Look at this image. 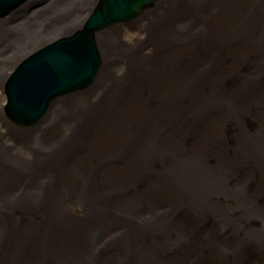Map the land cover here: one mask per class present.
Returning a JSON list of instances; mask_svg holds the SVG:
<instances>
[{"label": "rangeland", "instance_id": "rangeland-1", "mask_svg": "<svg viewBox=\"0 0 264 264\" xmlns=\"http://www.w3.org/2000/svg\"><path fill=\"white\" fill-rule=\"evenodd\" d=\"M44 4L45 2L41 6ZM224 4L223 0H184L180 5H174L172 2L165 4L161 1L149 7V11L143 13L141 18L131 25H116L120 37L129 36L132 38L133 35L134 39H137L131 43L125 38L126 45L119 44V55L123 59L127 58L126 65L129 69L124 68V71H120V85L127 97H131L135 93L133 100L137 102L148 101L151 110L140 108L144 115L150 117L147 120V127L150 128L149 120L152 121V117L157 119L165 113L173 111L175 102L184 105L187 109H184L186 115L181 116L179 123L175 124L172 120L170 121L171 126H169L170 124L167 122L168 127H166L164 134L159 140L157 138L156 147H164V153H159L162 161L160 166L156 162L149 163V161L141 162L136 168L132 166L131 156L138 151L136 147L141 142L134 136L135 141L131 143L133 147L130 149L131 155L125 151L121 157L109 159L116 161L122 171L116 172V164L103 159L100 162V168L107 170V172L102 173L100 169L94 172V176H99L98 181L105 180L103 183H98L99 190L102 191L100 202H97L93 197L88 198L82 193L85 185L83 181L74 185V188L71 189L73 201H76L77 198L81 200V203L86 207L84 209H88L89 213L84 214L78 207L66 206L64 197L61 196L63 190L57 185L61 180L60 170L62 167H55L53 164L56 160L55 154L49 158L43 157V148L49 147L53 143H60L66 130L72 128L71 138L82 135V143H72V146L78 150L81 146L86 150L89 149L88 143L99 142L95 138V133L91 132V127H89L92 125L91 122L83 120L81 130H76L78 133L74 135L75 130L70 125L71 111L67 110L57 119L54 118L42 126H35L36 131L47 134L53 143L42 145V149L34 147L33 152L22 149L26 147L25 139H21V136L17 137L21 149L11 151L15 156L11 158V162L14 160V163H10L12 165L11 170L17 172L20 178L28 182L29 187L24 196L16 193L18 192L17 187L8 188L4 186L1 188L3 201H0V209L3 210V213H0V221L5 225L2 228L17 239V241L15 240L16 245H18L16 252H20H12L11 255H5L6 251L1 252L0 255L4 264H41L43 256H45L44 264H56L67 257L78 261L80 264H118V262L119 264H154V260L157 264H171L173 261H178L182 255L193 254L191 247L197 246L203 240L209 239L210 245H214L211 231L217 224L218 228L221 229L219 236H224L226 241H232L231 228H233L234 223L229 225L228 221L232 222L226 220L225 215L220 216V221L217 222L215 213L208 212L206 206H193L186 201L171 204V198H166V194L161 193L160 190L157 191L158 182L165 176H161V173L162 167L168 161L167 153L176 156L171 159V162L184 157L180 156V153L194 151L197 142L201 140L203 133H206L205 120L195 123L191 118V113L194 110L191 94L183 100L182 93H178L188 84L196 83L194 93L198 89L209 90V88H214L215 91L213 92L219 94L217 98L215 97L216 110L213 116H231L232 121L228 126V134H230L231 139L228 147L233 148L235 153L242 157L239 158L240 160L247 159L244 155L245 146L251 149L264 141V136L256 133L257 127L264 124V102L262 99L264 84L259 79H255L256 75H251L256 72H262L264 75V68L254 59L249 63L250 76L239 79L240 77L237 75L241 74L239 71L244 69L231 63L232 56L227 58L229 46L237 51L238 43L224 39L221 44V37L215 36L217 31L221 30L220 24L210 23L211 27L206 25L211 20L207 17H213L215 20L219 18L216 22L221 23V18L226 12ZM255 4H258V1L250 3L245 1L240 6L241 12L236 20H241L244 14L255 11L252 16L247 17V20L240 24V28H234L232 31L240 43L246 41L256 43L257 38L260 37L259 31L254 25L256 21L254 16L259 9ZM41 6L37 8L48 11L53 8V3ZM168 8H170L169 13L166 12ZM71 15L76 16L73 12ZM145 20L150 21L148 26H144ZM141 21L142 26L139 25ZM43 24L42 28H47L44 31L53 28L51 27V20ZM202 29L204 30L203 33ZM225 30L227 31L226 27ZM11 32L12 34L16 33ZM0 35L3 37L2 34ZM55 35L56 33L52 36ZM118 40L121 41V39ZM109 42L114 44L112 40ZM166 42L169 43L167 47L164 45ZM6 44L7 41L0 42V47ZM167 48H169L168 51ZM187 52L190 54L188 55ZM167 53L171 54L173 58L168 59ZM185 53L187 55H183ZM210 53L216 57L215 61H207V56ZM175 54H178L177 58H174ZM128 59L134 60V68H130L128 65ZM133 70L134 72H132ZM227 71L228 73H225ZM142 73L150 74L152 78L146 80L142 77ZM174 74L181 75V78L177 77L176 83L173 80L170 82ZM141 81L145 83L144 88L137 86V83ZM154 81L159 90L151 86V83L154 85ZM159 86L162 89L164 86L167 89L177 86L178 92L169 90L171 98L167 99L161 93ZM98 91L100 90L93 92L89 98L71 102L69 107L76 104L82 110L89 108L90 111L93 110L92 112H102L106 115L108 110L112 108L110 104L113 100L103 98V103L99 104L98 102L106 91L101 95ZM191 92L194 95L193 90ZM233 93L238 94L235 97L236 100L229 98ZM0 97V102L4 106V114L7 115L5 111L6 95ZM196 100L202 104L207 102L206 99H199L197 93ZM220 101H225V103H220ZM140 104L142 103L138 104L139 107H141ZM117 106L119 109L124 107L126 110H130L129 105L118 104ZM139 113L137 111L129 117L132 120L135 116L142 119V115ZM207 118L205 117V119ZM11 122L15 123L13 120ZM196 126H202V128ZM122 133L119 132L114 135L118 141L128 135L127 132L124 137ZM148 133L149 131H147ZM165 136H169L173 140L165 141ZM34 144L31 143V146ZM128 145L123 148L128 149ZM174 149L180 150V152H176ZM187 159L196 161L195 169L200 167L201 170L207 171L206 162L194 155L188 156ZM125 166L129 173L124 170ZM140 166L145 167V172L138 171ZM158 171L161 172L157 173ZM113 173H117V177L113 176ZM247 175V171L237 173L239 178H244ZM242 183L244 184L242 188H244L246 182ZM222 184L224 183L218 182L216 187ZM175 196L177 197V195ZM246 197L248 200L252 199L257 204V208H264V183L258 185L255 190L246 193ZM43 199L51 202L54 206L53 210L48 208L44 210L45 207L40 205V201ZM17 203L21 205L13 207ZM217 211L216 208L215 212ZM38 213L41 217L37 215ZM54 213L57 221H52L49 217ZM261 213L263 214V211ZM6 217L8 218L7 221ZM256 221L257 218L256 220L253 218V222H250L254 228L257 227ZM53 223L68 228L69 241L67 243L61 241L57 244L53 240L40 243L37 235H40L41 230L48 224L51 226ZM31 229L34 231L29 233ZM28 233L35 234L28 239ZM70 246H72V250L67 251ZM256 246H260L261 249ZM22 248L26 250L21 252ZM27 250H31L32 257L24 258ZM64 253L68 256H59ZM230 253L231 258L223 259L220 262L203 260L193 263V261L187 260L190 259L189 257H184L183 260L188 262L187 264H223L222 261H225L226 264H264V240L256 236L251 242L241 243L239 240L231 247ZM235 258L236 262L232 263ZM150 261L151 263H149Z\"/></svg>", "mask_w": 264, "mask_h": 264}, {"label": "bare ground", "instance_id": "bare-ground-1", "mask_svg": "<svg viewBox=\"0 0 264 264\" xmlns=\"http://www.w3.org/2000/svg\"><path fill=\"white\" fill-rule=\"evenodd\" d=\"M40 1L42 0H30V2L24 4L23 6L18 5L16 12L8 14L5 18H1V16L6 13V10L0 9V34L3 35V37L0 35V42L7 41L5 46L0 47V96L3 97V95H6V98L11 97L13 104L17 105V109L14 108L17 113H20L19 109L25 110L26 108L28 112L30 109L34 110L38 108L41 102H44V100L49 96L48 90H44L47 82L55 79L58 81L73 79L74 74L81 72L78 70L81 69L83 62L74 61L68 65V63L75 57H78L75 55L76 47L73 45L68 46L64 50L70 52L72 56L67 59V63H65L62 67L56 66V63L54 62L49 67L44 69L40 67L37 71L28 74L27 78L35 79L32 81V85L34 86H31L28 90L24 87H21L19 90L15 89V83L12 82V78L14 76L13 73L25 60L27 61L29 57L40 52L49 44L55 41H62L63 39H70L72 37H74L73 39H77L81 33L85 31L87 25L88 27L91 25H97L91 24L90 22L97 12L96 9L105 0H74L73 2L72 0L68 2L66 0H47V3H53L52 9L47 11L46 9L37 8L30 11V7L37 5ZM124 1H128L131 4L130 6L134 7L135 10L142 11L139 13L140 16L138 15L139 17L137 19L135 18V14H132L130 18L126 15L129 19H135V21H137L141 18L143 13H147L149 11L146 7L142 8V5L138 0ZM142 1L145 2L146 0ZM161 1L165 4H170L172 2L174 5H180L184 2V0H160L159 2ZM223 1L225 3L226 12H224V16L221 18V23L216 22L219 18L215 20L213 17H207L211 20L206 25L211 27L210 23H213L214 25L220 24L221 30L217 31L215 36L221 37V44L224 42V39H229L231 42L236 41L238 43L239 46L237 51L229 46L230 50L227 58L232 56L233 58H231V63L238 65L241 69H244L239 71V69L236 68V70L241 73L237 75L240 77L239 79L248 78L251 74L249 70V63L254 59L264 68V0ZM245 1L247 3L258 1V4H255L256 7H259V9L257 10V14L254 16L256 18L254 25L259 31L260 37L257 38L256 43H254V41L240 43L236 40L234 34H232L234 28H240V24L247 20V17L252 16V13L255 12H248L242 16L241 20H236L241 12L240 6H242L241 4ZM169 10L170 8H168L166 12L169 13ZM72 12L76 14L75 17L71 15ZM225 13L227 14L225 15ZM49 20L52 21L51 27L53 28L44 31L47 28H42L44 25L43 23ZM133 22L129 21L128 23H124V25H131ZM148 23H150V21L145 20L144 26H148ZM113 24L114 23H102L97 25L93 33L90 32L93 38V45L96 46V49L99 51L102 59L101 69L93 78L91 86L82 92L72 93L67 96L56 98L51 103V107L45 117L38 124V126H42L54 118L57 119L65 111L70 110V125L75 130L74 135H77L78 133L76 130H81V122L83 120H88L92 124L89 126L91 127V132L95 133V138L99 140L98 143H88L89 149L86 150L81 146L78 150L72 146V143H82V135H78L76 138H71L73 129L68 128L63 138L60 140V143L55 144L52 139L48 138L47 134H43L38 130L36 131L35 126L22 128L21 125H18L16 122L13 124L11 122L13 119L11 118L10 120V115L4 114V106L0 102V201L3 196V190H1V188L4 186H7L8 188L17 187L18 192L16 193L20 196L27 194L25 192L29 187L28 182L20 178L17 172L12 171V165H10V163H14V160L11 162V158L15 157L11 151L21 149V144L18 143L19 141L17 139V137L20 136L21 139H25L26 147L22 149H27L28 152H33L35 150L34 147L42 149V145L53 143L49 147L43 148V157L49 158L52 154H55L56 160L53 164L55 167H62L60 170L61 180L57 183V185L63 190L61 196L64 197L66 206H70L72 208L78 207L84 214L89 213V210L84 209L86 207L81 203V200H78V198L76 201H73L71 189L74 188V185L77 182L83 181L85 185L82 193L86 197H93L97 200V202H100L102 191L99 190L98 183H103L105 180L98 181L99 176H94V172L99 169L102 173L107 172V170L100 168V162L103 159L115 163L117 166L116 172L122 171V168L118 165V163H116V161H111L109 159L119 158L125 154V151L129 152L131 155L130 149L133 147L131 143L135 141V138L140 139L141 142L136 147L138 151L134 152L131 156V164L134 168H136V166L143 161L144 163L147 161H149V163L156 162L158 166L162 164L159 153H164V147H156L157 138L159 140L164 134L166 127H168L167 122L170 124V121L173 120L175 124L179 123L181 116L186 115V111L184 109L187 108L184 105H179L175 102L174 107L176 110L173 109V111L165 113L162 117L158 116L159 118L157 119L152 117V121L149 120L150 128L147 127V120L150 119V117L144 115L143 110L150 109L148 101L137 102L133 100V95L135 96V93H133L131 97H127V94L124 95L120 85V71H124V68L127 70L129 69L126 65L127 58L123 59V57L119 55V44L126 45L125 38H127L131 43H133L135 39L133 35L132 38H129V36L120 37L118 32L119 29H117L115 24ZM139 25H143L142 21ZM225 27L227 28V31L225 30ZM11 31L16 33L12 34ZM203 32L204 30L202 29V33ZM54 33H56V35L53 37L52 35H54ZM118 39H121V41ZM111 40L114 42L113 45L109 42ZM86 42L88 43V40H86ZM82 44H85V42ZM168 44L169 43L166 42L164 44L165 47H167ZM168 50L169 48H167V51ZM187 53L188 55L190 54L189 52ZM60 55L58 58H60ZM183 55L187 54L185 53ZM177 57L178 54H175L174 58ZM167 58H173V56L168 54ZM94 60L95 65L100 64L98 59L94 58ZM215 60L216 57L213 56L212 53L207 56L208 62ZM128 65L130 68H134V60L128 59ZM95 67L96 66H94V68ZM226 68L229 69L228 67ZM132 72H134V70ZM19 73L20 72H17L15 76ZM225 73H228V71ZM262 74V72H256L251 75H256L255 79H259V81L264 84V75ZM142 77L149 80L152 78V75L142 73ZM177 77L181 78V75L177 76L174 74L170 79V82L173 80L176 83L178 81ZM155 84L156 83L154 81V85L151 83V86L154 89L159 90ZM244 84L247 85V83ZM137 86H143L144 88V81L138 82ZM160 87L161 86H159V88ZM195 88L196 83L184 86L179 92L177 86L168 89L165 86L163 89L161 87V93L167 99L171 98L169 90L176 93H182L183 100L191 94V97L193 98L192 102L194 104V110L191 113V118H193L195 123H200L205 120L206 133H203L200 138L201 140L197 142L195 146L196 149H194V151L180 153V156L184 157L177 158L171 162V159L176 156L167 153L168 161L162 167L161 173V176H165L158 182L157 191L160 190L161 193L166 194V198H171V204H175L179 201H186V203L193 206H206L208 208V212L215 213L217 222L220 221V216L222 217L225 215L226 220L228 219L232 222L230 223L228 221L229 225L234 223L233 228H231L232 241H226L224 236H219L221 229L218 228L217 224L211 231V237L214 241V245H210L209 239L203 240L199 242L197 246L191 247L193 254L189 256L182 255L178 261H173L171 264H187L188 262L183 260L184 257H189L190 259L187 260L193 261V263L203 260L208 262H220L223 259L232 257L230 253L231 247L239 240L241 243L251 242L255 236L264 240V208H257V204H255L252 199L248 200L246 197V193L255 190L258 185L264 183V141H261L258 146L251 149H249L248 146H245L244 155L248 160H240L239 158L242 157H239L233 148L228 147L230 146L228 144L231 139L229 137L230 134H228V126L232 121L231 116H213L216 110L215 97L217 98L219 94L213 92L215 91L214 88H209V90L198 89L196 92L198 98L207 100V102L202 104L196 100V93H194ZM97 90H100L98 91L100 95L106 91L101 100L98 102L99 104L103 103V98L113 100L110 104L112 108L108 110L106 115L102 112H92L93 110L90 111L89 108L82 110V108H79L76 104L69 107L71 102L89 98L93 92H96ZM191 90H193L194 95H192ZM236 96H238V94L233 93L229 96V98L231 100H236ZM262 99L264 102V96ZM139 103H142L140 104L141 107L138 106ZM220 103H225V101H220ZM118 104L129 105L130 110H126L124 107L123 109H119V106H117ZM7 105L8 99L6 106ZM140 108L144 109L142 110ZM120 111L122 112L120 113ZM137 111H139V114L142 115V119L135 116L132 120L129 116H133ZM194 111L196 113H193ZM92 113L94 115H91ZM122 113L123 115H120ZM205 117L208 118L205 119ZM91 118L92 120H89ZM76 123H78L77 125L79 127ZM169 126H171V124ZM196 127H200V129L202 128V126ZM147 131H149L148 134ZM119 132H123L122 135L124 137L127 135V132L128 135L124 139H119L118 141L114 135ZM260 134L264 136V131ZM164 140L169 142L173 139L169 136H165ZM31 143L35 144L31 146ZM126 145L129 147L125 150L123 147ZM175 151L180 152V150ZM190 155H194L196 158L206 162L207 171L201 170L200 167L195 169L194 167L196 166V161L194 159L187 160ZM96 162H99L100 164ZM124 170L128 172L126 170V166ZM141 170L143 173L145 167L140 166L138 171L141 172ZM244 171L248 172L247 176H244V178L237 177L238 172L243 173ZM160 172L161 171H158L157 173ZM112 175L117 177V173H113ZM218 182L224 184L216 187ZM242 182H246V186L244 188H242L244 186ZM12 195L15 197L14 194ZM175 195H177V197ZM15 199L17 200L18 198L16 197ZM17 205L21 204H14L13 207H16ZM40 205L45 207L44 210L47 208L53 210L54 208L51 202L47 199L41 200ZM216 208L218 210L217 212H215ZM262 211L263 214L261 213ZM0 213H3V210L0 209ZM37 215L40 216L39 213ZM49 217L52 221H57L55 213ZM253 218L255 220L257 218L256 228H254L250 223L253 222ZM5 219L6 221L8 220L7 217ZM2 226L5 227V225L0 221V253L3 251H6L5 255H11L12 252L20 253L16 252L18 245H16L17 242H15V240L17 241V239L3 229ZM33 231L34 229H31L29 233ZM68 233V228L61 227L53 223L51 226L48 224L45 228H43L40 235L38 234L37 237L40 243L43 241L47 242L48 240H53L57 244L61 243V241L67 243L69 241ZM34 234L35 233L27 235L28 239ZM19 240L21 239L19 238ZM35 241H37L36 238ZM256 247L261 249L260 246ZM24 250L26 249L22 248L21 252ZM71 250L72 246L67 248V251ZM32 255L33 253L31 250H27L24 258L32 257ZM63 255L66 254L64 253L59 256ZM44 259L45 256L42 257L41 264H44ZM234 262H236V258L232 263ZM149 263H151V261ZM222 263L226 264L225 261H222ZM0 264H4L1 255ZM56 264L80 263L67 257L66 259L58 261ZM154 264H157L156 260H154Z\"/></svg>", "mask_w": 264, "mask_h": 264}, {"label": "water", "instance_id": "water-1", "mask_svg": "<svg viewBox=\"0 0 264 264\" xmlns=\"http://www.w3.org/2000/svg\"><path fill=\"white\" fill-rule=\"evenodd\" d=\"M138 1L142 5V8H149L160 0H146L145 2L142 0ZM28 2H30V0H0V9L6 10V13L2 15L1 18H5V16H7L8 14H13L14 12H16V8L18 5L23 6ZM44 2L46 4L47 0H42L38 2L37 5L30 7V11L37 8L38 6H41ZM130 5L131 4L128 1L124 0H105L96 9L97 12L95 11V15L93 14L94 16L90 23L97 25H100L102 23H114L115 25H117L128 23L129 21L133 22L135 21V19H129L130 16L132 14H135V18L137 19L140 16L139 13H141L142 11L135 10L134 7ZM126 15L129 18H127ZM97 25H91L89 27L87 25L85 31L82 32L77 39H73L74 37H72L70 39H63L62 41H55L53 42L54 44H49L40 52L29 57L27 61L25 60L17 68V70L13 73L14 76L12 75V82H14L16 86L15 89L19 90L21 87H24L28 90L31 86H34L32 85V81L35 80L27 78L28 74L37 71L40 67L42 69L49 67L54 62L56 63V66L62 67L65 63H67V59L72 56L70 52L64 50L68 46H75V55L78 56L75 57L71 62H69L68 65L73 63L74 61L83 62V64L81 65V69L78 70L81 72L74 74L73 79H66L63 81H58L57 79H55L53 81L47 82L46 88L44 90H48L49 96L44 100V102H41L38 108L34 110L30 109V111L27 112L26 108L25 110L19 109L20 113H17V111L14 109H17V105L13 104L11 97L7 98L8 105L5 108L6 114L10 115V118H12L14 122H16L18 125H21V127L23 128L36 126L45 117L51 107V103L56 98L67 96L72 93L82 92L83 90L91 86L92 80L101 69L102 63L100 53L96 49V46L93 45V38L90 34V32H94ZM86 40H88V43L86 42ZM83 42H85V44H82ZM59 55L60 58H58ZM94 58L98 59L100 61V64L95 65ZM94 66L96 67L94 68ZM17 72L20 73L15 76ZM263 131L264 124H260L257 127L256 133H263Z\"/></svg>", "mask_w": 264, "mask_h": 264}]
</instances>
